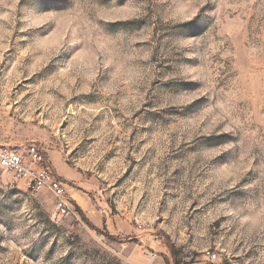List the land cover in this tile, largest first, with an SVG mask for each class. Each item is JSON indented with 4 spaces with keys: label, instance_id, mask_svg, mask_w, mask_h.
<instances>
[{
    "label": "rangeland",
    "instance_id": "rangeland-1",
    "mask_svg": "<svg viewBox=\"0 0 264 264\" xmlns=\"http://www.w3.org/2000/svg\"><path fill=\"white\" fill-rule=\"evenodd\" d=\"M29 142L73 213L0 169V264H264V0H0Z\"/></svg>",
    "mask_w": 264,
    "mask_h": 264
},
{
    "label": "built area",
    "instance_id": "built-area-1",
    "mask_svg": "<svg viewBox=\"0 0 264 264\" xmlns=\"http://www.w3.org/2000/svg\"><path fill=\"white\" fill-rule=\"evenodd\" d=\"M0 169L11 173L31 193L42 189L50 191L55 197V214L67 216L73 213L63 183L53 173L38 144H0ZM211 257L214 258L215 254L212 253Z\"/></svg>",
    "mask_w": 264,
    "mask_h": 264
},
{
    "label": "crops",
    "instance_id": "crops-1",
    "mask_svg": "<svg viewBox=\"0 0 264 264\" xmlns=\"http://www.w3.org/2000/svg\"><path fill=\"white\" fill-rule=\"evenodd\" d=\"M0 144H5V143H0ZM55 170H56V169H55ZM56 172H57V171H56ZM57 173H58V172H57ZM58 174H59V173H58ZM70 177H72V176L70 175ZM68 178H69V177H68ZM68 178H67V179H68ZM69 179H70V178H69ZM69 179H68V180H69ZM62 183H63V182H62ZM68 183L72 184V182H68Z\"/></svg>",
    "mask_w": 264,
    "mask_h": 264
},
{
    "label": "trees",
    "instance_id": "trees-1",
    "mask_svg": "<svg viewBox=\"0 0 264 264\" xmlns=\"http://www.w3.org/2000/svg\"><path fill=\"white\" fill-rule=\"evenodd\" d=\"M45 154V153H44ZM45 157H46V155H45Z\"/></svg>",
    "mask_w": 264,
    "mask_h": 264
}]
</instances>
